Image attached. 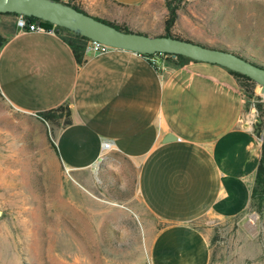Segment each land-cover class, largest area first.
<instances>
[{
	"label": "crops",
	"instance_id": "1",
	"mask_svg": "<svg viewBox=\"0 0 264 264\" xmlns=\"http://www.w3.org/2000/svg\"><path fill=\"white\" fill-rule=\"evenodd\" d=\"M61 1L132 31L166 34V0ZM244 6V34L180 37L264 67V0ZM177 12L174 35L183 20ZM0 37L4 99L47 123L68 170L100 169L107 182L133 183L147 211L164 223L152 242V264H208L209 243L195 221L245 213L262 157L237 75L174 54L159 56L157 69L153 58L120 48L85 49L79 61L66 37L21 32L14 13L0 12ZM63 106L66 114L50 115Z\"/></svg>",
	"mask_w": 264,
	"mask_h": 264
},
{
	"label": "rangeland",
	"instance_id": "2",
	"mask_svg": "<svg viewBox=\"0 0 264 264\" xmlns=\"http://www.w3.org/2000/svg\"><path fill=\"white\" fill-rule=\"evenodd\" d=\"M244 7V0H182L178 9L188 25L180 20L177 34H244ZM237 77L264 144V94L257 82ZM66 112L63 106L50 115ZM195 225L208 240V264H264V198L253 197L242 215H205ZM163 226L133 183L107 182L100 169L68 170L47 123L0 93V264H152V242Z\"/></svg>",
	"mask_w": 264,
	"mask_h": 264
},
{
	"label": "water",
	"instance_id": "3",
	"mask_svg": "<svg viewBox=\"0 0 264 264\" xmlns=\"http://www.w3.org/2000/svg\"><path fill=\"white\" fill-rule=\"evenodd\" d=\"M1 13L34 16L64 28L74 29L88 39L143 54L167 53L222 65L248 76L264 90V67L227 48H217L175 35H150L121 29L61 0H0ZM170 137H174L170 135Z\"/></svg>",
	"mask_w": 264,
	"mask_h": 264
},
{
	"label": "trees",
	"instance_id": "4",
	"mask_svg": "<svg viewBox=\"0 0 264 264\" xmlns=\"http://www.w3.org/2000/svg\"><path fill=\"white\" fill-rule=\"evenodd\" d=\"M176 2L175 4L173 2ZM182 0H166L167 6L169 8V14L168 17L166 19V34L167 35H174L171 32V28L174 25L177 17H178V4L181 2ZM74 5V4H73ZM75 7H77L76 5H74ZM78 9H80L79 7H77ZM15 14V13H14ZM30 20H36L38 18L34 17V16H29ZM44 23L48 26H51L52 23L48 22V21H44ZM111 23V22H110ZM113 24V23H112ZM115 25V24H114ZM118 28L121 29H128L127 27H122L119 25H116ZM64 30H66V39L69 42V44L71 45V47L73 48L75 55L77 57V59L79 61L83 60V55L85 52V48H86V43L89 40L87 37L83 36L80 31L78 30H74V29H69V28H64ZM177 36V35H175ZM3 44L2 38L0 37V46ZM167 53H154V54H145L150 58H153L155 61V65L157 67V69L160 67V64L158 63V57L161 55H164ZM181 56V55H180ZM183 61H189V60H193L189 57H185V56H181ZM232 71V70H231ZM235 75L243 77L247 80H250L252 82H254L251 78H249L246 75H243L241 73L232 71ZM41 116H43V118H47L46 117V113H43ZM264 194V144L262 145V157H261V162L257 171V176H256V183H255V187L253 189V195L252 198H258L259 202H261V200L264 198L263 196Z\"/></svg>",
	"mask_w": 264,
	"mask_h": 264
},
{
	"label": "built area",
	"instance_id": "5",
	"mask_svg": "<svg viewBox=\"0 0 264 264\" xmlns=\"http://www.w3.org/2000/svg\"><path fill=\"white\" fill-rule=\"evenodd\" d=\"M16 24L18 26L19 31L21 32H43L54 35H60L66 37V30L64 27L53 24L48 26L44 23L42 19L30 20L29 16L24 14H16ZM116 47H112L110 45L104 44L99 41L89 39L86 43V50H90L93 54H100L110 51ZM111 147L110 141H104L103 148L104 150L109 149Z\"/></svg>",
	"mask_w": 264,
	"mask_h": 264
},
{
	"label": "bare ground",
	"instance_id": "6",
	"mask_svg": "<svg viewBox=\"0 0 264 264\" xmlns=\"http://www.w3.org/2000/svg\"><path fill=\"white\" fill-rule=\"evenodd\" d=\"M260 92H261V94H264V90H263V89H261ZM255 219H256V216L252 215V216H251V221H255ZM79 228H80V227H79ZM79 228H77V229H79ZM61 231H62L61 234H63L64 232H69V233H70V231H67V228H62ZM61 234H60V236H59V240H58V242H60L59 245H58V247H60V246H62V245L64 244V242H63V240H62V236H61ZM71 235H72V234H71ZM75 242H76V244H78V245L80 246V250L83 249L84 252H85V247H82L83 244L79 241V239H75Z\"/></svg>",
	"mask_w": 264,
	"mask_h": 264
}]
</instances>
